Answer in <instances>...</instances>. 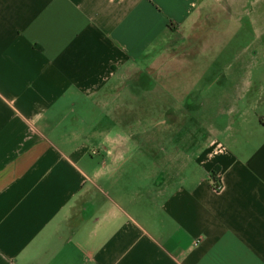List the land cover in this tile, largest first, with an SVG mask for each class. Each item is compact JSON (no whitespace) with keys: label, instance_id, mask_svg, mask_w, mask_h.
<instances>
[{"label":"crops","instance_id":"crops-1","mask_svg":"<svg viewBox=\"0 0 264 264\" xmlns=\"http://www.w3.org/2000/svg\"><path fill=\"white\" fill-rule=\"evenodd\" d=\"M213 43L216 123L136 156L108 103ZM0 264H264V0H0Z\"/></svg>","mask_w":264,"mask_h":264},{"label":"rangeland","instance_id":"rangeland-1","mask_svg":"<svg viewBox=\"0 0 264 264\" xmlns=\"http://www.w3.org/2000/svg\"><path fill=\"white\" fill-rule=\"evenodd\" d=\"M250 10H252L251 6ZM248 20V18L245 19V21ZM211 26H214L213 20H211L210 28ZM213 36L214 34L210 33L209 37L213 38ZM230 38V35H224L223 37L225 42H229ZM212 46L210 49L198 51V54L194 58L180 57L181 52H179V63L172 66V68L163 67L165 69L160 72L161 77L155 75L149 77L146 75V77L138 79V81H130L125 86V89H123L125 92L122 94V97L115 98L111 103H108L110 107L115 108V111L121 107H124L123 110H125V108L129 109L132 106H137L135 112H139V106L147 108V111H144L145 113L143 114H131V112L129 115L123 116V118L129 120V123L126 124L128 125L126 132L130 135L132 140V146L130 147L132 153H135L136 156L154 154L155 146L153 145L152 139L154 137V131H157L155 130L154 123L160 120L163 122L167 121L168 116H166V112L169 109H171V112L168 115L172 116L174 122L172 132L168 133L166 137L172 136L175 139H182L186 135V128L192 129L195 133L202 135L205 132L202 129L203 124L211 126L216 123V115L213 113L217 106L215 107V104L211 101V104H206L203 107V101L208 100L203 99V95L209 97L217 93L218 88H221V83H218V75L228 71L230 69L228 66L234 67L236 64L234 59L238 55L236 51L234 53L230 49L221 51L217 43H213ZM180 60H182L181 63ZM246 63L249 64L250 61L247 59ZM244 72L250 75L253 72V68L249 66L247 68L245 67ZM155 88L162 91L165 89L175 90L172 96L162 95L160 98H157L159 102L156 113L153 110V98L149 97V95L143 98L128 97V91L131 92L133 91L132 89L146 92ZM191 92L194 93L191 94ZM160 107L161 111H159ZM96 116L97 118L101 117L100 114ZM112 117L115 118L113 121L115 124L112 125L113 129L111 134L116 137L121 132L120 130H124L125 132V127L122 129L121 126L116 125L118 122L116 119L122 120V114L115 112ZM104 122H106V119H104ZM108 123H111V121ZM118 123H121V121ZM206 125L203 126L206 127ZM147 165H149L148 162Z\"/></svg>","mask_w":264,"mask_h":264},{"label":"trees","instance_id":"trees-1","mask_svg":"<svg viewBox=\"0 0 264 264\" xmlns=\"http://www.w3.org/2000/svg\"><path fill=\"white\" fill-rule=\"evenodd\" d=\"M217 175L218 174H217V170H216V171H214V175L213 176H214V182L218 184L219 183V179L217 178Z\"/></svg>","mask_w":264,"mask_h":264},{"label":"built area","instance_id":"built-area-1","mask_svg":"<svg viewBox=\"0 0 264 264\" xmlns=\"http://www.w3.org/2000/svg\"><path fill=\"white\" fill-rule=\"evenodd\" d=\"M215 184H217V183H215Z\"/></svg>","mask_w":264,"mask_h":264}]
</instances>
